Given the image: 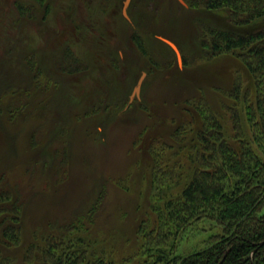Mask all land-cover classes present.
<instances>
[{
    "label": "rangeland",
    "instance_id": "1",
    "mask_svg": "<svg viewBox=\"0 0 264 264\" xmlns=\"http://www.w3.org/2000/svg\"><path fill=\"white\" fill-rule=\"evenodd\" d=\"M14 1L0 0V76L14 70L17 79L4 98L14 94L21 106L0 115V185L23 204V243L55 219L75 220L102 190L91 230L128 255L136 224L149 211L148 144L169 141L176 124L198 118L200 100L222 114L228 102L223 91L238 74L250 81L238 58H207L199 40L205 26L228 27L229 20L223 11L186 0L187 6L132 0L140 14L133 28H125L116 18L123 0H47L48 13L36 3L26 17ZM136 33L146 53L136 45ZM68 47L82 65L65 71L61 56ZM28 52L37 57L35 69L22 59ZM143 72L139 95L131 99ZM216 231L209 219L186 227L175 252L204 247Z\"/></svg>",
    "mask_w": 264,
    "mask_h": 264
},
{
    "label": "trees",
    "instance_id": "2",
    "mask_svg": "<svg viewBox=\"0 0 264 264\" xmlns=\"http://www.w3.org/2000/svg\"><path fill=\"white\" fill-rule=\"evenodd\" d=\"M46 2L15 0L13 4L26 17L24 13L33 14L36 3L48 13ZM186 2L225 13L229 26H205L206 33L199 40L207 58L221 54L238 58L250 81L238 74L223 91L228 102L222 114L200 100V107H195L198 118L189 116L176 124L169 141L158 138L148 144L149 211L136 224L134 248L123 255L125 247H113L108 236L92 232L102 190L75 220L55 219L49 227L35 230L25 244L23 204L0 185V264H264V26L258 25L264 22V0ZM135 39L146 53L144 39L138 33ZM62 52L65 71L82 63L70 47ZM22 59L35 69L34 53ZM3 71L0 115H13L21 105L14 94L11 99L4 96L12 91L17 76L12 69ZM204 219L217 227L216 233L205 240L204 247L177 254L181 232ZM19 247L20 253L14 254Z\"/></svg>",
    "mask_w": 264,
    "mask_h": 264
},
{
    "label": "flooded vegetation",
    "instance_id": "3",
    "mask_svg": "<svg viewBox=\"0 0 264 264\" xmlns=\"http://www.w3.org/2000/svg\"><path fill=\"white\" fill-rule=\"evenodd\" d=\"M124 1L125 0L122 1V5L121 4L119 5V3L116 4L117 22H120L122 24V26H124L125 28L130 27V26L133 28L135 26V18L137 15L140 14V12H139V6L140 5L137 4L136 2L132 3V0H129V3H128L126 9H124ZM114 2H117V0H115ZM181 3H183V2H181ZM183 4L187 6L186 3H183ZM125 13L127 14V16ZM130 96H131V94H130ZM134 96H137V95H134Z\"/></svg>",
    "mask_w": 264,
    "mask_h": 264
},
{
    "label": "water",
    "instance_id": "4",
    "mask_svg": "<svg viewBox=\"0 0 264 264\" xmlns=\"http://www.w3.org/2000/svg\"><path fill=\"white\" fill-rule=\"evenodd\" d=\"M179 1H181V2L184 3L183 0H179ZM128 3H129V0H125V1H124V9H126ZM125 14H126V13H125ZM126 16H127V14H126ZM167 42H168V43L174 48V50H175L176 53H177L178 60H180V54H179V51H178L176 45H175L174 43H172L171 41H168V40H167ZM145 75H146V73L143 72V73L141 74L140 78L138 79V81H137V83H136V85H135V87H134V89H133V91H132V94H131V97H130L131 99L133 98L134 95H137V96L139 95L140 87H141V84H142V81H143Z\"/></svg>",
    "mask_w": 264,
    "mask_h": 264
}]
</instances>
